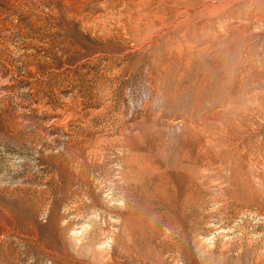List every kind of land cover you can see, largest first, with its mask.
Listing matches in <instances>:
<instances>
[{
	"label": "rangeland",
	"instance_id": "obj_1",
	"mask_svg": "<svg viewBox=\"0 0 264 264\" xmlns=\"http://www.w3.org/2000/svg\"><path fill=\"white\" fill-rule=\"evenodd\" d=\"M0 264H264V0H0Z\"/></svg>",
	"mask_w": 264,
	"mask_h": 264
}]
</instances>
